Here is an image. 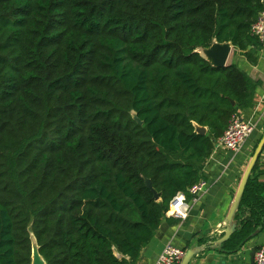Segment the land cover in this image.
I'll return each mask as SVG.
<instances>
[{"label": "trees", "instance_id": "trees-1", "mask_svg": "<svg viewBox=\"0 0 264 264\" xmlns=\"http://www.w3.org/2000/svg\"><path fill=\"white\" fill-rule=\"evenodd\" d=\"M263 10L264 0H0V264H32V234L47 264L140 261L163 220L179 223L170 201L205 178L232 116L256 104L260 81L196 49L231 42L256 62ZM254 185L221 249L261 225L254 208L242 212Z\"/></svg>", "mask_w": 264, "mask_h": 264}, {"label": "crops", "instance_id": "crops-1", "mask_svg": "<svg viewBox=\"0 0 264 264\" xmlns=\"http://www.w3.org/2000/svg\"><path fill=\"white\" fill-rule=\"evenodd\" d=\"M257 40L258 45L253 49L257 57L256 62H251L234 46L227 61V65L235 63L255 81L261 82L256 90V104L240 111L242 117L256 125L255 132L239 153L216 145L203 171L208 181V189L197 200L189 197V213L186 219H180L177 224H169L163 220L155 238L142 251L140 258L142 264H155L168 242L172 241L188 249L203 244L208 238H219L223 235L221 230L225 225L243 175L252 158L255 146L258 145L264 133V41ZM251 179L262 186V191H259L256 189L257 185H254V191L242 209V212L248 215L254 208V212L258 214L261 221V225L251 236L252 238L233 251L209 247L195 256L190 264H251L253 248L264 246V226H262L264 201L262 206L252 205L253 200L259 199L258 196L264 199V148Z\"/></svg>", "mask_w": 264, "mask_h": 264}, {"label": "built area", "instance_id": "built-area-1", "mask_svg": "<svg viewBox=\"0 0 264 264\" xmlns=\"http://www.w3.org/2000/svg\"><path fill=\"white\" fill-rule=\"evenodd\" d=\"M251 34L260 41H264V10L260 12L257 20L253 23ZM255 130L256 125L253 122L246 120L240 113H236L230 119L227 129L218 141V145L235 153H239L252 137ZM207 189L208 181L202 178L189 187L188 192H177L170 201L166 215L178 218L179 220L186 219L189 213V197L197 200ZM185 254L186 249L171 241L166 244L163 251L159 254L155 264H180ZM136 264L142 263L138 261ZM255 264H264V246L257 248Z\"/></svg>", "mask_w": 264, "mask_h": 264}, {"label": "water", "instance_id": "water-1", "mask_svg": "<svg viewBox=\"0 0 264 264\" xmlns=\"http://www.w3.org/2000/svg\"><path fill=\"white\" fill-rule=\"evenodd\" d=\"M197 52H199L203 57H205L208 61L211 62L212 65L215 67H224L227 66V61L229 59L230 54L233 51V44L231 42L220 43L217 40H214L213 44L209 48H197ZM235 104V101H233ZM134 118L139 122L143 123L136 114H134ZM197 130L201 133H206L207 128L198 126ZM264 148V133L262 138L260 139L258 145L256 146L252 158L247 166V169L243 175L241 180L240 186L238 188L237 194L235 196L234 202L230 209V212L225 220V225L222 228L221 232L223 233L222 236L219 238H215L209 240L206 243L196 245L186 249V254L182 259L180 264H190L191 260L202 253L203 251L207 250V248H220L223 243L231 238V236L235 233L238 228V221L236 219V215L239 211L241 201L247 186V183L256 167V164L261 156V153ZM147 185L149 188L155 193L156 199H159V194L154 189L152 182L150 179L146 180ZM254 235V233H253ZM252 235V236H253ZM32 264H47L43 256L39 252V245L37 243L36 237L32 234ZM252 238V237H251ZM257 248H253L251 253V264H255V254Z\"/></svg>", "mask_w": 264, "mask_h": 264}, {"label": "rangeland", "instance_id": "rangeland-1", "mask_svg": "<svg viewBox=\"0 0 264 264\" xmlns=\"http://www.w3.org/2000/svg\"><path fill=\"white\" fill-rule=\"evenodd\" d=\"M251 139V138H250Z\"/></svg>", "mask_w": 264, "mask_h": 264}]
</instances>
